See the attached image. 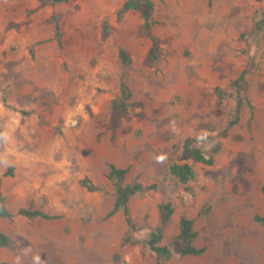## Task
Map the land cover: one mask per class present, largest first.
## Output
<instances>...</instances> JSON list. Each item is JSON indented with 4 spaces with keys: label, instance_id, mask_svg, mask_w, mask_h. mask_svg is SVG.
I'll return each instance as SVG.
<instances>
[{
    "label": "rangeland",
    "instance_id": "obj_1",
    "mask_svg": "<svg viewBox=\"0 0 264 264\" xmlns=\"http://www.w3.org/2000/svg\"><path fill=\"white\" fill-rule=\"evenodd\" d=\"M123 1L0 0L1 189L10 211L54 216L0 217L10 239L0 264H154L146 240L161 202L173 212L159 244L178 246L171 239L185 216L204 248L163 264L264 263V226L254 220L264 214V28L254 32L264 0H151L153 59L140 13L117 19ZM243 69L240 117L221 136ZM121 78L129 105L112 127ZM200 134L204 151L220 145L211 164L184 157V138ZM175 162L195 177L180 182ZM110 164L126 169L123 184L144 186L128 201L133 228L121 208L108 216Z\"/></svg>",
    "mask_w": 264,
    "mask_h": 264
},
{
    "label": "trees",
    "instance_id": "obj_2",
    "mask_svg": "<svg viewBox=\"0 0 264 264\" xmlns=\"http://www.w3.org/2000/svg\"><path fill=\"white\" fill-rule=\"evenodd\" d=\"M41 4H56L60 2H67L68 0H38ZM128 11H138L143 20V33L151 39V45L148 50V56L155 58L159 51V39L151 32L153 26L152 11L153 3L151 0H124L120 7L117 9L116 17L119 20L122 15ZM264 28V11L261 13L258 20L254 25V32L256 35L260 34ZM119 57L123 64H127L129 57L123 50H119ZM248 70L243 69L239 76L231 83V88L235 91V105L232 117L227 121L225 128L219 133L221 136H225L229 127L235 125L240 117V110L242 104V98L239 95V91L242 90L245 82V77ZM130 90L126 81L121 78L119 83V94L112 101L110 109V125L112 127L117 126L120 119L126 114L129 105ZM203 137L202 134L195 136H187L182 142V148L185 158H192L194 161L211 164L213 162V153L216 152L220 145L217 143L210 151H204L198 146L199 139ZM10 168L5 172L9 173ZM126 172L125 168L116 167L113 164L109 165L108 178L115 183V199L108 216L113 214L118 209H122L124 219L129 228H133L134 225L129 215L128 201L129 198L142 190L144 186L141 183L135 182L132 184H123V176ZM169 172L177 177V179L186 183L195 177V171L188 163H172L169 166ZM80 184L88 190H95L97 187L93 185L88 179L84 178L80 180ZM154 185L150 186L153 187ZM262 192L264 193V185L262 186ZM159 223L155 230L150 232L146 243L149 249L155 254L154 264H163L165 260L170 259L174 255H198L204 251L203 247H197L193 241L196 237V232L193 229V221L188 217H181L179 220L178 233L171 239L177 241L178 246L172 248L169 245H160L159 242L163 237V228L169 222L173 209L170 202H161L158 205ZM15 216L24 217H41V218H53L39 209H31L26 207H19L15 211H10L5 205V196L1 189V175H0V217L13 218ZM254 220L264 226V214L255 215ZM128 241V239H125ZM10 243V239L7 235L0 232V246H7ZM238 264H254L240 262ZM264 264V263H258Z\"/></svg>",
    "mask_w": 264,
    "mask_h": 264
}]
</instances>
